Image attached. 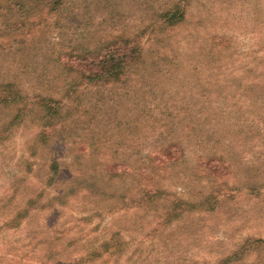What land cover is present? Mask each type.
Listing matches in <instances>:
<instances>
[{"label": "rangeland", "instance_id": "374dc122", "mask_svg": "<svg viewBox=\"0 0 264 264\" xmlns=\"http://www.w3.org/2000/svg\"><path fill=\"white\" fill-rule=\"evenodd\" d=\"M36 4L0 0V86L24 97L0 107V264H264V0ZM117 37L142 54L122 80L60 62ZM131 165L159 199L133 204Z\"/></svg>", "mask_w": 264, "mask_h": 264}, {"label": "trees", "instance_id": "16d2710c", "mask_svg": "<svg viewBox=\"0 0 264 264\" xmlns=\"http://www.w3.org/2000/svg\"><path fill=\"white\" fill-rule=\"evenodd\" d=\"M37 1V9H41V11L45 12L46 10L53 11L57 9L64 0ZM182 16V12H180L178 16L177 14H174L171 17L167 15L168 20L171 21V23H177V21H179ZM19 24L21 25L20 22ZM138 40V38L117 37L113 41L107 43V46L102 49L99 48L96 51L89 50L87 52L81 53V55L70 54L65 58H61L60 62L66 70L81 77V81L85 83L84 85H88L89 83H100L108 80L119 81L126 77L125 74L128 68L133 67L135 63L142 60V54ZM21 101L24 102V97L15 82H9L0 86V107H9L14 104H18ZM59 103L60 102L55 103L52 100L44 99L42 97H39L35 103V105L40 106L46 111L47 121L45 128L41 132V138L43 139L49 137L48 131L51 129L53 121H56L60 114V111L58 110L60 107ZM19 117L20 116H15L13 121ZM176 144L177 143H173L172 145H168L167 147H164L163 149L153 153L150 156L148 163L149 169L147 167L146 169L156 173L159 170L158 168H160V170L165 169L162 167V164H167L170 166V164L178 162L179 154L183 153L184 150ZM214 158L215 163H217L223 162L224 157L219 156ZM221 166L223 167V165ZM129 167L131 168L121 171L119 175L122 177L130 174L138 183L136 195L132 198L133 204L139 203L135 205H145L144 203H150L162 196L163 191L159 188V186L152 184L154 178L150 175V171L146 172L138 169L139 166H137V168L133 167L132 165ZM139 179L144 182L138 181ZM126 205L130 206L132 204ZM177 205H179V202ZM254 244L255 242L247 244L244 249L241 250L240 258L246 255L248 249Z\"/></svg>", "mask_w": 264, "mask_h": 264}]
</instances>
